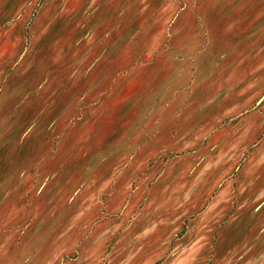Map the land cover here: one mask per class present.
I'll return each mask as SVG.
<instances>
[{"label":"rangeland","instance_id":"374dc122","mask_svg":"<svg viewBox=\"0 0 264 264\" xmlns=\"http://www.w3.org/2000/svg\"><path fill=\"white\" fill-rule=\"evenodd\" d=\"M123 1L0 264H264V0Z\"/></svg>","mask_w":264,"mask_h":264},{"label":"crops","instance_id":"0c3cea01","mask_svg":"<svg viewBox=\"0 0 264 264\" xmlns=\"http://www.w3.org/2000/svg\"><path fill=\"white\" fill-rule=\"evenodd\" d=\"M142 15L121 0H0V259L12 247L13 191H44L46 144L75 116L78 46L96 30L136 29Z\"/></svg>","mask_w":264,"mask_h":264}]
</instances>
